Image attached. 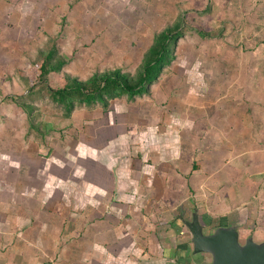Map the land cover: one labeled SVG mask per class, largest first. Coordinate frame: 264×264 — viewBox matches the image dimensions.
Wrapping results in <instances>:
<instances>
[{"label": "rangeland", "instance_id": "1", "mask_svg": "<svg viewBox=\"0 0 264 264\" xmlns=\"http://www.w3.org/2000/svg\"><path fill=\"white\" fill-rule=\"evenodd\" d=\"M176 25L134 98L66 108L37 70L52 51L63 77L135 78ZM194 210L205 235L264 242V0H0V255L98 227L114 264H211L192 253Z\"/></svg>", "mask_w": 264, "mask_h": 264}, {"label": "trees", "instance_id": "2", "mask_svg": "<svg viewBox=\"0 0 264 264\" xmlns=\"http://www.w3.org/2000/svg\"><path fill=\"white\" fill-rule=\"evenodd\" d=\"M200 36L204 32H198ZM182 36L180 26L168 28L156 34L153 44L147 51L141 71L135 78L113 70L100 76L90 77L85 81L70 79L57 75L64 61L53 62V52L49 51L37 65L40 78H45L53 100L66 108L70 106L73 96L82 97L84 102L91 104L103 102L104 97L110 95H128L130 98L148 91V88L160 76L162 70L171 63V44L174 46ZM52 75V76H50Z\"/></svg>", "mask_w": 264, "mask_h": 264}, {"label": "water", "instance_id": "3", "mask_svg": "<svg viewBox=\"0 0 264 264\" xmlns=\"http://www.w3.org/2000/svg\"><path fill=\"white\" fill-rule=\"evenodd\" d=\"M183 224L191 235L193 255H210L211 264H264V242L249 237L241 244L237 226L219 227L205 235L197 210Z\"/></svg>", "mask_w": 264, "mask_h": 264}, {"label": "crops", "instance_id": "4", "mask_svg": "<svg viewBox=\"0 0 264 264\" xmlns=\"http://www.w3.org/2000/svg\"><path fill=\"white\" fill-rule=\"evenodd\" d=\"M96 229L100 228L97 227ZM96 229L95 227L92 229L89 228L87 233L91 234V236L86 235L85 238L80 239L76 243L70 240L69 243H65L64 248L59 244L57 246L55 244L51 246L50 243L41 241L45 240V238H41L37 244H31V247L30 243H26L27 249L22 251V254L15 250L13 253L7 252L4 255H0V264H36V257L38 255L40 259H49V264H114L111 260L104 259L103 247H100V244L93 239V234L98 232ZM100 234L102 235L104 233ZM22 247H25V243ZM77 248H80L81 252L79 258L74 256V253H77ZM59 255L61 258L63 257V263L58 259ZM121 264H135V262L127 260Z\"/></svg>", "mask_w": 264, "mask_h": 264}]
</instances>
